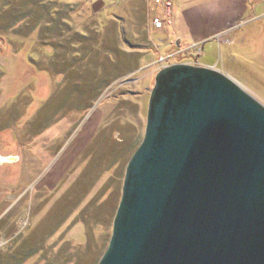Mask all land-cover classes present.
<instances>
[{
  "label": "rangeland",
  "instance_id": "rangeland-1",
  "mask_svg": "<svg viewBox=\"0 0 264 264\" xmlns=\"http://www.w3.org/2000/svg\"><path fill=\"white\" fill-rule=\"evenodd\" d=\"M175 63L264 104V0H0V264H98Z\"/></svg>",
  "mask_w": 264,
  "mask_h": 264
},
{
  "label": "water",
  "instance_id": "water-1",
  "mask_svg": "<svg viewBox=\"0 0 264 264\" xmlns=\"http://www.w3.org/2000/svg\"><path fill=\"white\" fill-rule=\"evenodd\" d=\"M98 264H264V104L215 68L161 69Z\"/></svg>",
  "mask_w": 264,
  "mask_h": 264
},
{
  "label": "crops",
  "instance_id": "crops-1",
  "mask_svg": "<svg viewBox=\"0 0 264 264\" xmlns=\"http://www.w3.org/2000/svg\"><path fill=\"white\" fill-rule=\"evenodd\" d=\"M226 1V0H225ZM191 14H193V13H191ZM198 15H199V13H195L194 12V14L193 15H189V13H186L184 16H185V18L189 21V22H191L192 24H198V30H201L202 29V27L200 26V23H198V21H194V19L193 18H196V20H198ZM206 25V24H205ZM215 35V33L214 34H210V36H204L203 38H200V40H198L199 42H201V41H205L207 38H209V37H211V36H214Z\"/></svg>",
  "mask_w": 264,
  "mask_h": 264
},
{
  "label": "trees",
  "instance_id": "trees-1",
  "mask_svg": "<svg viewBox=\"0 0 264 264\" xmlns=\"http://www.w3.org/2000/svg\"><path fill=\"white\" fill-rule=\"evenodd\" d=\"M5 14H8V13H5ZM5 14H4V15H5ZM4 15H2L1 18H5ZM5 16H6V17H9L8 20H10V18L12 17L11 15H5ZM15 18H16L15 21H17V23H18V22H19V19L17 20V16H16ZM11 20L14 21L13 18H12ZM9 23H10V22L8 21V24H9ZM11 26H12V24L10 23L9 26H8V28H11ZM14 26H15V25H14ZM37 26H38V25H37Z\"/></svg>",
  "mask_w": 264,
  "mask_h": 264
},
{
  "label": "built area",
  "instance_id": "built-area-1",
  "mask_svg": "<svg viewBox=\"0 0 264 264\" xmlns=\"http://www.w3.org/2000/svg\"><path fill=\"white\" fill-rule=\"evenodd\" d=\"M164 21L167 22L168 20L167 19H164ZM157 23L160 24V25L163 24V22L160 21L159 19H157Z\"/></svg>",
  "mask_w": 264,
  "mask_h": 264
}]
</instances>
